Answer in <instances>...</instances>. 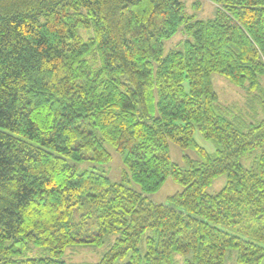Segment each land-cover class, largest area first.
<instances>
[{
	"label": "trees",
	"instance_id": "1",
	"mask_svg": "<svg viewBox=\"0 0 264 264\" xmlns=\"http://www.w3.org/2000/svg\"><path fill=\"white\" fill-rule=\"evenodd\" d=\"M205 1L213 19L200 0H0V264L105 244L96 264H264V119L239 121L211 84L264 97V0ZM108 148L121 182L76 166ZM168 177L182 190L149 201Z\"/></svg>",
	"mask_w": 264,
	"mask_h": 264
},
{
	"label": "rangeland",
	"instance_id": "2",
	"mask_svg": "<svg viewBox=\"0 0 264 264\" xmlns=\"http://www.w3.org/2000/svg\"><path fill=\"white\" fill-rule=\"evenodd\" d=\"M196 1L198 0H183L187 13H193L192 6ZM200 1L202 5L200 6V11L198 12L199 18L203 20L213 19L215 17L214 6L206 2L205 0ZM182 39V34L177 33L172 39L165 42V53H167L168 50H178L179 48H181L180 42L182 41ZM211 84L214 92L217 94L219 104L223 107L232 106L237 109V113L239 114V121H243L246 123H256L264 119V112L262 107V104H264V97H262L261 99L257 97L254 104L249 107L247 105L248 95L246 96L245 91L239 87L232 85L225 77L219 74H213L211 76ZM261 87L264 92V77H262L261 79ZM232 117L233 115H230V118ZM194 139L199 147L206 150L209 154L214 153L215 149L213 143L203 139L198 131L195 132ZM108 151L111 154L112 159L106 165H96L92 162L85 161L83 163H77L76 166L79 170L101 171L112 181L121 182V169L123 166L121 164L120 158L116 153H114L111 148H108ZM169 155L171 160L180 166L183 165V156H188L193 160H200L199 155L193 148L183 151L174 144L169 145ZM225 183L226 176H219L215 181H213L212 185L206 189V193L211 195L218 193L224 187ZM130 187L138 190V187L135 184H131ZM181 190L182 187L175 183L170 177H168L157 192L148 194L146 195V197L152 203L159 204L166 202L169 196ZM108 248V244H105L101 247H70L65 252L64 259L70 264H96L101 261L104 253L108 250ZM28 256L38 257L41 256V253L38 254L37 252H35L33 254H28Z\"/></svg>",
	"mask_w": 264,
	"mask_h": 264
},
{
	"label": "bare ground",
	"instance_id": "3",
	"mask_svg": "<svg viewBox=\"0 0 264 264\" xmlns=\"http://www.w3.org/2000/svg\"><path fill=\"white\" fill-rule=\"evenodd\" d=\"M11 239V238H10Z\"/></svg>",
	"mask_w": 264,
	"mask_h": 264
}]
</instances>
